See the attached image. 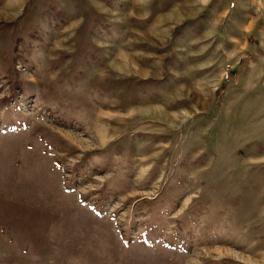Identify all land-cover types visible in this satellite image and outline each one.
<instances>
[{"label": "rangeland", "instance_id": "rangeland-1", "mask_svg": "<svg viewBox=\"0 0 264 264\" xmlns=\"http://www.w3.org/2000/svg\"><path fill=\"white\" fill-rule=\"evenodd\" d=\"M190 1L0 0V264H264V0Z\"/></svg>", "mask_w": 264, "mask_h": 264}, {"label": "crops", "instance_id": "crops-1", "mask_svg": "<svg viewBox=\"0 0 264 264\" xmlns=\"http://www.w3.org/2000/svg\"><path fill=\"white\" fill-rule=\"evenodd\" d=\"M197 1H198V0H197ZM194 3H195V2L191 0V1H190V4L187 3V4H188L187 6H188L189 8H193ZM180 5H181V4H180ZM177 7H178V6H177ZM177 7H176V8H177ZM176 8H175V9H172V11L169 13L168 16H165V17H164V15H163V16H159L158 18H160V19H162L163 21H166V22H167L169 19H170V20H172V19H173V20H177L178 17H179V16L182 17V15H185L186 17H192V16H194V14H195L194 11H188L187 8H184L185 10H183V8H182L183 11H181V12L179 11L181 8H180V9H176ZM178 15H179V16H178ZM166 17H167L168 19H165Z\"/></svg>", "mask_w": 264, "mask_h": 264}, {"label": "bare ground", "instance_id": "bare-ground-1", "mask_svg": "<svg viewBox=\"0 0 264 264\" xmlns=\"http://www.w3.org/2000/svg\"><path fill=\"white\" fill-rule=\"evenodd\" d=\"M179 16V15H178ZM165 19H167V17L165 18ZM161 20V19H160ZM173 20V19H172ZM139 110H141V111H145V112H147V113H150L151 111L153 112V115L155 116V117H157V118H162L163 120H167V118H168V116L169 115H164V113L162 114V113H159L158 111H157V109H152L151 111L150 110H147V109H144V110H142V109H139ZM172 121H174V119L172 118L171 119ZM101 138H103L102 136H101Z\"/></svg>", "mask_w": 264, "mask_h": 264}]
</instances>
